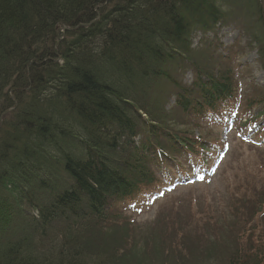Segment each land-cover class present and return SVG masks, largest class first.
<instances>
[{
    "label": "trees",
    "instance_id": "16d2710c",
    "mask_svg": "<svg viewBox=\"0 0 264 264\" xmlns=\"http://www.w3.org/2000/svg\"><path fill=\"white\" fill-rule=\"evenodd\" d=\"M219 1L0 0V233L17 218L28 233L0 244V264H38L36 246L53 233L63 237L62 257L44 264H82L76 251L64 254L77 232L154 184L153 165L208 150L156 123L158 102L146 104L137 89L174 84L175 108L198 117L232 99V70L202 69L188 40L193 27L225 24ZM254 1L264 70V0ZM177 71L192 74L191 85L178 84ZM250 249L228 264H264V252Z\"/></svg>",
    "mask_w": 264,
    "mask_h": 264
},
{
    "label": "rangeland",
    "instance_id": "374dc122",
    "mask_svg": "<svg viewBox=\"0 0 264 264\" xmlns=\"http://www.w3.org/2000/svg\"><path fill=\"white\" fill-rule=\"evenodd\" d=\"M219 5L230 16L225 24L212 31L193 27L188 40L202 69L232 70V99L217 114L198 117L175 108L174 84L153 79L137 89L146 104L158 102L156 123L200 139L210 150L182 153L167 168L153 165L161 179L114 203L108 221L77 232L78 242L73 249L67 244L64 254L77 252L82 264H228L238 250L254 246L264 252V103L259 100L264 70L255 42L261 32L254 0H220ZM227 56L230 60H223ZM173 76L180 85L193 80L180 71ZM24 222L17 218L5 228L0 244L22 240L28 234L21 232ZM62 238L53 233L36 246L38 264L62 257Z\"/></svg>",
    "mask_w": 264,
    "mask_h": 264
}]
</instances>
